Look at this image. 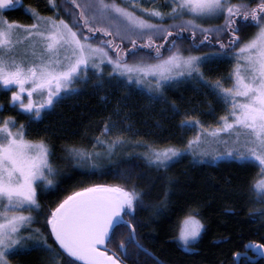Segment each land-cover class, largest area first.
Returning <instances> with one entry per match:
<instances>
[{"label": "snow or ice", "instance_id": "obj_1", "mask_svg": "<svg viewBox=\"0 0 264 264\" xmlns=\"http://www.w3.org/2000/svg\"><path fill=\"white\" fill-rule=\"evenodd\" d=\"M48 2L57 16L25 8L33 22L22 24L3 15L21 7L22 0H0V87L11 92L10 106L35 123L46 110L79 95L74 86L78 82L94 77V87L104 88L105 67L110 68L107 83L113 87L136 86L163 102L166 89L174 85L203 84L226 113L215 126L206 127L195 117L181 120V127L196 130L184 148L131 141L122 131L113 135L117 123L109 119L91 148L65 146L62 159L89 175L102 167L101 161H111L118 149L135 146L146 149L141 158L157 170L169 168L186 153L197 163L210 157L213 163L255 166L258 171L250 177L248 190L260 207L252 210L250 219H260L264 226V0H162L148 7L146 3L156 5L157 0H64L71 5L63 9L71 23L60 15L56 0ZM214 20L221 22L205 23ZM247 28L255 31L245 39L241 33ZM186 39L190 43L183 49L179 42ZM125 41L127 48L122 47ZM206 43L218 46L212 55L232 57L230 86L205 76L209 54H194L192 49ZM171 108L178 112L174 103ZM53 155L46 139H29L15 116L0 118V264H12L10 257L32 251L44 254L43 264H124L109 248L124 233L127 240H119L117 247L135 264H140L141 254L154 264H167L137 238V227L146 226L138 213L145 209L148 193L133 182L136 174L130 169L118 173L126 183L80 186L42 211L38 190L55 187L58 181L52 177L60 175ZM164 207L160 203L154 214ZM33 213L44 217L43 227L36 226L41 221ZM198 217L199 211L193 210L181 222L178 239L186 252L195 250L193 244L205 228ZM245 247L264 254V244ZM234 255L239 259L243 254Z\"/></svg>", "mask_w": 264, "mask_h": 264}, {"label": "trees", "instance_id": "obj_2", "mask_svg": "<svg viewBox=\"0 0 264 264\" xmlns=\"http://www.w3.org/2000/svg\"><path fill=\"white\" fill-rule=\"evenodd\" d=\"M56 3L60 6V15L71 23V17L63 11L65 6L71 5H65L64 0H56ZM160 3L162 0H157L156 5L146 3L145 7L159 6ZM25 8H35L42 15L57 16L48 0H22L21 7L4 11L3 15L10 21L30 24L33 20L25 13ZM220 22L214 20L205 23ZM254 31V28H247L241 36L246 39ZM96 35L104 38L102 34ZM189 35L185 33V36ZM200 38L197 33V39ZM179 43L181 48L187 49L190 41L186 39ZM122 47H129L128 42L125 41ZM192 51L194 54H209V63L203 68L210 82L220 79L225 87L230 85L232 57L212 55L218 51V46L209 47L207 43ZM129 61L132 62V58ZM109 71L110 68L105 67L104 88L94 87V77L87 83L77 84L79 95L71 96L57 104L54 109L46 110L42 119L35 123H30L28 117L21 114L18 108L10 106L8 91L2 92L1 116H15L18 123L25 125L30 139H46L54 153L51 157L53 165L60 170V175L54 179L58 181L55 187L43 193L38 190L41 210L46 212L73 190L86 184L126 183L118 173L127 168L136 174L133 182L148 193L144 197L146 207L138 213L139 219L146 226L137 227V238L167 264H235L234 254L244 252L246 244H264L262 221L250 219L252 210L260 207L253 202V194L248 190L250 177L258 171L255 166L241 167L231 161L213 163L211 160H204L197 163L186 153L169 168L157 170L148 167L141 158L146 149L135 146L118 149L111 161H101L102 167L89 175H85L83 169L71 167L66 158L62 159L66 157L63 151L65 146L75 144L91 148L95 142L93 138L100 135L105 120L110 119L117 123V131L113 135L122 131L125 138L131 141L160 146L174 145L182 149L196 130L181 127V120L195 117L208 127L214 126L219 116L224 113L220 99L203 84L185 81L174 85L166 89L167 102H163L151 99L150 95L136 86L113 87L107 83ZM173 103L178 112L172 111ZM160 203H164L165 207L160 209L159 214H154ZM193 210L199 211L198 218L205 228L199 241L193 244L195 250L186 252L178 241V234L184 217ZM38 218L41 223L36 226L43 227L44 217L38 215ZM119 240L126 241L127 234L120 235L109 248L114 249L125 264H135L134 258L130 259L120 253L117 247ZM49 242L51 243V239ZM10 260L12 264H43L44 254L38 251L22 252L10 257ZM139 261L140 264H154L152 258L144 254L139 256ZM240 264H264V261L249 262L242 258Z\"/></svg>", "mask_w": 264, "mask_h": 264}, {"label": "water", "instance_id": "obj_3", "mask_svg": "<svg viewBox=\"0 0 264 264\" xmlns=\"http://www.w3.org/2000/svg\"><path fill=\"white\" fill-rule=\"evenodd\" d=\"M255 244V243H254ZM249 251H252L254 254H256V257H252L250 256L249 254ZM239 253H242L243 255L239 257V259H237L235 256V264H240V261L243 257L247 258L250 262H257L259 260H263L264 261V254H261L259 252L258 249H255V248H246V250L244 252H239ZM125 264V263H124Z\"/></svg>", "mask_w": 264, "mask_h": 264}, {"label": "rangeland", "instance_id": "obj_4", "mask_svg": "<svg viewBox=\"0 0 264 264\" xmlns=\"http://www.w3.org/2000/svg\"><path fill=\"white\" fill-rule=\"evenodd\" d=\"M45 16H52V15H45ZM81 83H82V81H81V82H78L77 84H80V85H81ZM230 85H231V82H230ZM230 85H229V86H230ZM74 86L77 87L78 85H74ZM0 88H1V87H0ZM13 90H15V89H13ZM8 92L10 93V94H9V99H10V97H11V92H10V91H8ZM35 98H37V97L34 96V99H35ZM220 105H221V107L223 108V111H224V113L221 114V115H224V114L226 113V107H225V105H224L222 102H220ZM221 115H220V116H221ZM0 118H3V116H1V114H0ZM214 126H215V125H214ZM25 129H26V128H25ZM26 135H27V137L29 138L30 135H29L28 133H26ZM29 139H30V138H29ZM205 160H211V159H210V157H206ZM206 162H210V161H206ZM52 178L55 179V176L52 177ZM33 215H35V214L33 213ZM178 237H179V234H178ZM178 241H179V239H178ZM179 243L181 244L180 241H179ZM181 246H182V245H181Z\"/></svg>", "mask_w": 264, "mask_h": 264}, {"label": "flooded vegetation", "instance_id": "obj_5", "mask_svg": "<svg viewBox=\"0 0 264 264\" xmlns=\"http://www.w3.org/2000/svg\"><path fill=\"white\" fill-rule=\"evenodd\" d=\"M5 90H3V88L1 87L0 88V97L2 96V92H4ZM5 92H7V91H5ZM4 92V93H5ZM0 103H1V99H0ZM249 254H250V256H252V257H256V254H254L252 251H249ZM243 258H245V257H243ZM245 259H247V258H245ZM248 260V259H247ZM249 261V260H248ZM250 262V261H249Z\"/></svg>", "mask_w": 264, "mask_h": 264}]
</instances>
